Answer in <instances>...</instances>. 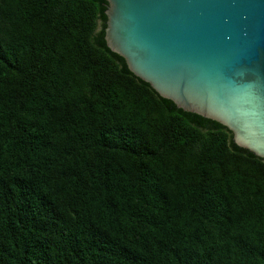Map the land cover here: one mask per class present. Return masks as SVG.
Masks as SVG:
<instances>
[{"label":"trees","instance_id":"1","mask_svg":"<svg viewBox=\"0 0 264 264\" xmlns=\"http://www.w3.org/2000/svg\"><path fill=\"white\" fill-rule=\"evenodd\" d=\"M104 0H0V264H264V162L89 40Z\"/></svg>","mask_w":264,"mask_h":264},{"label":"water","instance_id":"2","mask_svg":"<svg viewBox=\"0 0 264 264\" xmlns=\"http://www.w3.org/2000/svg\"><path fill=\"white\" fill-rule=\"evenodd\" d=\"M89 40L264 162V0H104Z\"/></svg>","mask_w":264,"mask_h":264}]
</instances>
